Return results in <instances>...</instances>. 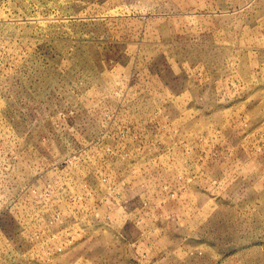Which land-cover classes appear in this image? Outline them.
<instances>
[{"label": "rangeland", "instance_id": "obj_1", "mask_svg": "<svg viewBox=\"0 0 264 264\" xmlns=\"http://www.w3.org/2000/svg\"><path fill=\"white\" fill-rule=\"evenodd\" d=\"M0 264H264V0H0Z\"/></svg>", "mask_w": 264, "mask_h": 264}]
</instances>
